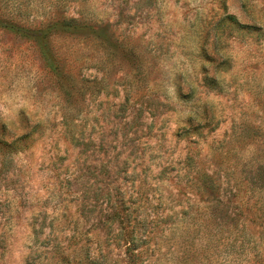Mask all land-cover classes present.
Segmentation results:
<instances>
[{"label": "rangeland", "instance_id": "374dc122", "mask_svg": "<svg viewBox=\"0 0 264 264\" xmlns=\"http://www.w3.org/2000/svg\"><path fill=\"white\" fill-rule=\"evenodd\" d=\"M0 264H264V0H0Z\"/></svg>", "mask_w": 264, "mask_h": 264}]
</instances>
